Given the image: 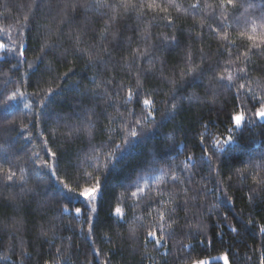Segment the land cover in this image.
I'll return each mask as SVG.
<instances>
[{
  "label": "trees",
  "instance_id": "trees-1",
  "mask_svg": "<svg viewBox=\"0 0 264 264\" xmlns=\"http://www.w3.org/2000/svg\"><path fill=\"white\" fill-rule=\"evenodd\" d=\"M195 2L176 0L181 7L179 11L169 8L173 26L168 27L152 20L151 15L137 20L135 13L122 14L109 25V16L113 15L109 9H87L94 0H0V43L5 46L0 49V264H96L91 254L93 247L100 252L99 260L109 264H191L192 260L225 253L229 264H258L264 249L259 232L264 224V188H258L250 203L248 186H257L252 184L251 174L247 186L237 178L235 170L244 165L234 157L244 161L253 157L255 163H261L264 122L257 120L254 125L236 130L235 142L224 145L222 151L219 146L212 147L209 133L223 140L229 134L226 129L232 128L229 117L236 104L235 88L217 83L211 72L194 82L191 76L181 80L190 68L207 70L209 63L217 59L220 67L216 75L228 74L224 72L227 57L217 53L221 41L207 27L201 28L202 23L210 21L191 11L184 12ZM251 2L257 5L259 14L264 0ZM238 32L233 26L228 32L230 39L239 40ZM166 36H176L179 46L166 47ZM20 43L26 48L24 58H19L18 52L7 51L18 48ZM45 43L53 48L42 53L40 48ZM77 48L87 51L77 52ZM145 48L148 51L144 56H133ZM201 49L208 57L203 62ZM39 56H43V61L29 67L28 62ZM247 68L254 88L255 82L264 84V54L253 55ZM138 77L141 91L150 93L146 98L156 103L154 120L141 119L143 106L134 103L126 107L135 109L136 115H128L122 106L126 92L122 91L118 100L112 97L116 102L111 107L99 98L92 103V92H88V97L83 95L96 88L94 79L100 85L96 91L102 93L105 87L116 90L107 84L109 80L135 90ZM49 88L55 91L41 104L34 94H47ZM14 92L15 98H11ZM188 97L194 99L189 101ZM173 102L177 109L165 115ZM247 107L254 111L251 103ZM77 128L80 130L74 131ZM133 130L137 132L135 137L131 136ZM201 135L205 137L202 146ZM45 144L57 152L58 159L47 155ZM201 147L219 156V160L213 157V164L219 166V177L210 175L207 164L201 162ZM189 156L193 157L195 168L186 164ZM42 160L54 164L58 174L51 175L47 168L40 167ZM185 167L188 171L181 173ZM9 171L16 173L13 181L6 179ZM173 173L192 175L193 183L185 182L191 189L207 184V194L199 195L195 207L189 205L187 215L184 196L170 179ZM22 175L26 182L20 179ZM256 175L264 177V170ZM96 178L102 183L99 215L95 218L94 235L86 239V224L81 233L84 218H75V208L82 207V203L61 198L58 180L72 187L78 181L83 187ZM216 180L221 181L219 189ZM137 184L145 190L166 185L168 192L179 193V226H174L176 233L167 240V256L163 255V248L158 253L151 243L145 254L144 228L138 227L136 236H130L133 209L125 207L128 223L119 226L114 214L110 215L118 203L134 202L131 191L136 190ZM193 194L189 192V196ZM64 208L69 210L62 211ZM134 211L142 217L137 224L148 225L157 209L155 204L148 208L144 202ZM186 219L191 222V229L183 227ZM201 239L211 240V244H200ZM182 245H192L194 250L181 251Z\"/></svg>",
  "mask_w": 264,
  "mask_h": 264
},
{
  "label": "snow or ice",
  "instance_id": "snow-or-ice-1",
  "mask_svg": "<svg viewBox=\"0 0 264 264\" xmlns=\"http://www.w3.org/2000/svg\"><path fill=\"white\" fill-rule=\"evenodd\" d=\"M73 7H77V5H73ZM176 8L178 11L180 9V5L176 4V0H118V3H109L108 0H94L93 4L87 5L88 10H96L100 9H109L113 15L109 16V25L116 22L117 17L120 15H126L129 13H135L137 20H142L143 17L151 15L152 20H159L166 24L168 27L173 26V18L169 12V8ZM257 5L252 3L251 0H216L215 3H210L209 0H204L201 3V0H196L195 3L189 4L186 8H184V12L187 13L191 11V13L195 15H202L205 20L210 21L209 23L201 24V28L207 27L210 32L215 35L219 41H221L217 53L220 57H227L225 62L224 72H227V75L221 73L220 75H216L217 69L220 67V60L217 59L215 62H210L207 70L190 68L186 73L181 75V80L186 79V77L191 76L192 81L201 79L206 72H211L213 74V79L217 81V83H221L222 86H226L229 89L235 88L234 100L236 104L233 107V111L230 114L229 121L232 125V128L226 129L229 132L228 136L223 140L215 137L211 133L209 136L211 137L213 143L212 147L214 149L219 146V150H223L224 145H228L232 142H235L236 136L238 133L236 130H243L248 125H254L257 120L264 121V84L255 82L256 87L252 86L253 82L248 79V68L247 65L251 63V57L257 54H264V4L260 5L259 14L256 12ZM240 9H243L240 12ZM240 14L237 15L236 13ZM106 14V13H105ZM25 21L28 20L26 16ZM235 26L236 29H239L237 39H230L229 30L233 29ZM23 28V24L20 25ZM150 27V24H149ZM147 35L145 36V40H147ZM115 39V36H114ZM165 40L169 41L166 47L175 48L180 44L179 39L176 36L165 37ZM246 40V44L240 43V41ZM77 44H79V37L76 38ZM4 44L0 43V49H3ZM53 45L45 43L41 46L40 51L42 53L45 52V49H51ZM102 51H107V49H101ZM7 51H15L18 52L19 58H24L26 53V48L23 43H20L18 48L16 49H7ZM77 52H85L86 49H76ZM148 49L145 48L143 52L139 49L133 53V56L136 59H139L141 56H144L147 53ZM46 54V53H45ZM111 53H109L110 55ZM89 60H92L91 52H88ZM189 63H192L191 54L188 56ZM208 60V57L203 54V49H201V61ZM36 61H43V56H39L35 61L28 62L29 67H34L36 65ZM101 63H106L105 61H100ZM135 62V60L133 61ZM149 65L151 67L152 61H149ZM234 69V72L232 71ZM66 76L67 73H64ZM227 81V84L224 85L223 82ZM237 81H240L237 84ZM171 83L175 84V81H171ZM93 84L96 85V88L88 89L87 92L83 93L85 97H88V92L94 93V95L90 98L92 103L96 102V99L99 98L101 100H106L111 107L116 101L111 99L115 97L117 100L120 99V93L126 92V95L123 98L122 106H125V112L130 116H135V109H129L126 107L129 104L142 105L141 109V119L149 120L152 118L154 120V111L156 107V103L153 99L146 98L150 93H144L141 91L142 85L140 83L139 77L137 78L136 89L133 90L131 87L125 88L122 83H116L112 80L107 81L108 85H114L116 90H110L109 87H105L103 92L96 91L97 88L100 87L99 84L93 80ZM60 85L57 84L56 88H59ZM259 89V91H257ZM20 89L17 88L16 92H19ZM55 89L49 88L47 94L35 93L38 100L41 104L47 99V95L53 94ZM175 91V89H173ZM16 92L13 93L11 98H15ZM21 95H24L21 93ZM173 101H175L176 97H172ZM189 101L194 99V97H188ZM252 104L254 111L247 107L248 104ZM27 107V105H26ZM177 104L173 102L171 104V108L166 110L165 115H171L173 111L177 109ZM147 110L146 112L144 110ZM40 116L37 114L36 120L39 121ZM137 124H140V120L135 121ZM80 129H74V131H79ZM207 131V129H205ZM131 136H137V132L133 130L131 132ZM205 137L201 135L200 137V145H204ZM45 150L47 155L51 156L54 159L57 158V152L52 151L47 148L45 144ZM201 162L206 163L209 169L210 175H215L216 177L220 176L219 166L213 164V157L216 156V159L219 160V156L216 152H209L207 147H201ZM37 158L39 159V154L37 153ZM235 160H239L240 163L244 165L242 168H237L235 170V174L238 179H240L242 184H246L248 176L251 174L252 184L257 187L249 188L248 200L249 202H253L255 199V195L258 191V188H264V177L257 178L256 173L258 171L264 170V155L260 156L261 163H255L253 157H249L247 161L239 157H234ZM35 163V162H34ZM186 164H190L192 168L196 167L195 161L193 157L189 156L187 158ZM40 167L47 168L51 175H57L59 169L56 168L54 164H49L47 160H42ZM23 169H21V173H23ZM188 171V168L185 167L181 169L180 172L183 173ZM16 173L9 171L6 176L8 181H13ZM21 180L26 182L25 177L22 175ZM170 179L173 182L174 186H178L180 188V192L184 196L183 200V209L187 215V209L191 204L195 207V202L199 198L200 194H207V184H200L198 189H191L190 187L185 186V182L188 184L193 183L192 175L187 177H182L179 173H173L170 175ZM231 180V177H229ZM58 183L61 185V198H69L76 199L81 201L82 207L75 208L76 219H83V223L81 224V233L84 232V224L87 225V237L86 239L92 237L96 230V216L98 213V196L102 190L101 180L96 178L94 183L88 184L86 186L81 187L80 183L77 181L76 186L72 187L64 180H58ZM217 189H219L220 180H216ZM66 190V191H65ZM22 191H33V189H22ZM194 192L195 194L189 196V192ZM131 197L134 202L131 205H122L118 203L114 208V213H110V215L114 214L115 216V224L119 226L121 223H128L125 207H130L133 209V218L131 221V226L129 227V234L131 237H135L137 233V229L144 228L145 236L143 247L145 249V254L147 253V245L153 244L154 250L159 253L160 249H164L163 255L167 256L168 248H167V240L175 235L177 228L174 226H179V219L176 216L177 210L181 208V204L179 201V193L168 192L166 185L165 186H157L155 189H148L140 187L139 184L136 185V190L131 191ZM167 197V199H165ZM147 203V207L151 208L153 204L156 206V215L153 217V220L150 224H137L138 221L142 220V217L135 214V209L139 207L141 203ZM69 209L64 208L62 211H68ZM87 210V211H85ZM249 224H253L252 220L248 221ZM183 227H187L189 229L192 228L191 222L186 219ZM232 227V226H230ZM233 232H237L235 227H232ZM259 232L261 234V242L262 246H264V224L260 225ZM47 235V233H43ZM119 235V234H117ZM237 235L239 233L237 232ZM109 242H111L109 240ZM200 244H211V240L201 239L199 241ZM185 250H194L192 245H182L181 251ZM59 249L57 252L59 253ZM91 254L96 258V264H109V261H100L99 256L100 252L98 249L94 247L91 249ZM224 261V264H229L228 254L225 253L221 257ZM47 264V262H45ZM88 264H92L91 261ZM182 264H187V261H183ZM191 264H208L206 260H192ZM258 264H264V249L261 250V254L258 260Z\"/></svg>",
  "mask_w": 264,
  "mask_h": 264
},
{
  "label": "rangeland",
  "instance_id": "rangeland-1",
  "mask_svg": "<svg viewBox=\"0 0 264 264\" xmlns=\"http://www.w3.org/2000/svg\"><path fill=\"white\" fill-rule=\"evenodd\" d=\"M262 122H264V121H262ZM222 256L223 255H217V256H212V257L204 258V259H201V260H206L208 262V264H213V262H216V261H220L222 264H224V261L221 258Z\"/></svg>",
  "mask_w": 264,
  "mask_h": 264
}]
</instances>
